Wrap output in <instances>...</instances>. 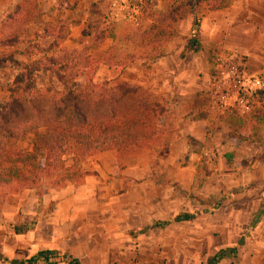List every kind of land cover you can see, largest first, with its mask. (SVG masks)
I'll return each instance as SVG.
<instances>
[{"label": "crops", "instance_id": "0c3cea01", "mask_svg": "<svg viewBox=\"0 0 264 264\" xmlns=\"http://www.w3.org/2000/svg\"><path fill=\"white\" fill-rule=\"evenodd\" d=\"M17 1L19 0H0V19ZM35 1L39 14L27 25L28 33L40 31L45 26L64 23L69 33L61 45L68 46L78 39L80 28L75 27L74 15L82 11L86 0ZM87 1L88 4L91 2ZM196 16L200 45L197 52L179 57L190 36L192 15L188 14L174 24L176 35L166 42L162 55L139 62V86L163 93L168 99L164 114L167 124L166 134L162 138L164 147L152 146L145 149L139 155V160L136 157L125 162L126 165L116 177H109L110 172L116 168L114 151H103L85 158L80 163L81 168L93 173L86 175L79 185L67 183L63 187L50 189V194L55 198L47 197L41 203H48L51 199L53 207L49 212L36 217L35 226H24L28 229L22 232L13 231L15 234H23V244L17 254L5 252L9 254V258H25L39 249H54L76 257L80 264H112L98 260L104 251L97 245H88L87 241L93 238L109 241L110 247L107 250L112 253L130 252L135 247L142 255L145 250L151 256L159 251L164 255L193 261L199 259L197 256L202 254V250H206V242L210 237L222 240L227 238V233L233 234L236 231L223 222L239 221L235 216L250 213L244 207H253L258 203V206L262 205L264 208V198L258 202L237 201L234 203L240 208L239 211L229 210L218 218L203 213V207L207 204L202 197L185 204L180 203L179 206L175 201H166L164 198L139 200L141 190L156 191L159 188L147 164L148 155L150 159L158 160L164 177L176 182L182 189H188L196 179L195 167L200 160L198 149L210 151L206 147H212L215 152L213 154L210 151L213 161L221 159L223 153L229 151L227 156L232 162L245 158L250 154V149H254L241 144L243 139L228 137V127L223 122L225 116H213L210 106L207 109L204 107L209 103L208 100L201 95L210 87L207 55L215 47L238 56L245 72L256 74L264 80V0H230L226 7L214 10L202 5ZM50 41V38L42 39L40 45ZM55 53L56 50H52L47 55ZM30 57L33 58L31 55ZM13 59L26 60V56L16 54ZM244 120L247 123L253 121L252 118ZM212 167L210 176L215 183L226 179L229 174L233 179L238 176L241 183L246 173L253 175L239 169L234 173L231 167L224 171ZM260 180L264 186V175ZM116 186L122 188L120 197L115 193ZM219 187L223 189L228 186L224 184ZM204 191L205 188L201 186L197 192L204 194ZM262 192L264 193V189ZM180 212L193 213V217L178 222L170 220ZM115 243L123 248L115 246ZM224 247L216 244L212 254ZM92 255L96 257L95 260ZM224 260L225 257L216 264H224ZM148 261L151 262L147 264H157L155 258H148ZM204 263L201 260L195 262Z\"/></svg>", "mask_w": 264, "mask_h": 264}, {"label": "trees", "instance_id": "16d2710c", "mask_svg": "<svg viewBox=\"0 0 264 264\" xmlns=\"http://www.w3.org/2000/svg\"><path fill=\"white\" fill-rule=\"evenodd\" d=\"M132 1L147 17L139 26L137 42L139 47L149 46L150 52L146 57L151 60L163 53L162 50L152 52L157 42L174 37L173 24L188 14L192 15L190 36L179 57L197 52L200 48L196 32L199 7L203 5L209 10L224 8L230 0ZM158 1H162L163 8L154 12L152 9ZM38 14L35 0H19L0 19L1 58L12 62L16 54H23L28 61L22 65L23 71L10 79L6 85L7 99L0 102V190L9 189L17 193L22 189H36L43 180H47L51 188L63 187L67 183L79 185L86 175L93 173L80 166L88 156L114 151L115 163L122 167L123 161L139 156L145 149L152 146L163 148L162 138L167 131L164 114L168 99L165 94L123 79L112 86L91 82L99 64L115 67L120 63L113 57L109 58L107 49L97 50L106 39L115 37L114 24L100 29L93 26L83 32L90 37V44L95 48V52H91L87 45L80 48L61 45L69 33L64 23L28 33L27 25ZM47 38L51 39L50 43L40 45V40ZM21 43L26 45L20 50L18 45ZM31 48L39 49V56L31 58ZM213 49L220 50L217 47ZM52 50L56 53L47 55ZM207 62L212 73V51L207 55ZM29 68L53 74L61 88L58 91L50 87L44 90L37 88ZM79 78H83V86L77 85ZM201 96L209 102L208 91ZM257 99L260 107L250 118L264 122V90L259 92ZM223 122L229 129V136L240 139L238 129L243 127L245 120L231 111ZM38 128L41 131L33 132L29 150L18 146L27 131ZM66 154H70L69 165L63 164ZM192 217L193 213L180 212L170 220L178 222ZM26 229L13 226L14 232ZM234 253V245L219 248L204 264H216ZM0 261L3 264H80L76 257L54 249H39L25 258H9L0 254Z\"/></svg>", "mask_w": 264, "mask_h": 264}, {"label": "rangeland", "instance_id": "374dc122", "mask_svg": "<svg viewBox=\"0 0 264 264\" xmlns=\"http://www.w3.org/2000/svg\"><path fill=\"white\" fill-rule=\"evenodd\" d=\"M111 1L112 0H91L88 4L86 0L85 6H82V11L79 13L80 15L78 13L74 15L75 27L80 28V30H78L80 35L78 39L74 40V42L70 43L68 46L80 48L82 45H87L91 52H95V48L90 44V37L83 35V32L93 26H96V29H100L114 24L115 37L113 39H106L97 50L103 51L107 49L109 58L113 57L112 59L120 63L115 67L99 64L91 82L112 86L118 80L123 79L131 84L139 85V62H143L142 59H147L146 54L150 52V48L149 46L139 47L137 35H139V26L144 24L143 22L147 20V17L143 16L139 11V6L135 5L132 0H116L114 6L111 5ZM162 8V1H158L157 5L154 6L152 10L155 12ZM172 28L174 29V24ZM166 42L167 41L157 42L156 48L152 49V52L156 53L159 50L164 51ZM19 48L21 50L24 46L22 44L18 45V49ZM216 52L218 51H212V62L214 53ZM30 53L33 58H36L39 56V49L31 48ZM2 56V48L0 47V102L7 99L6 85L9 83L10 79L17 73L23 71V64H28V61L24 59L8 62L7 60H3L1 58ZM29 70L32 72L31 75L37 88L44 90L50 87L54 91H58L61 88L53 74L49 75L43 69L29 68ZM209 74L211 85L214 80L213 68L212 73L209 71ZM83 82V78H79L76 81L79 86H83ZM204 107L207 109L209 103L205 104ZM258 107H260L259 103L254 106L250 114L242 116V118L248 120ZM252 120L251 122L248 121V123L245 122L243 127L238 129L240 139H243L240 143L245 144L247 148L254 147V149H250V154L245 158L242 157L232 162L231 158L227 156L229 155V151H225L221 159L213 161L212 155L207 158L203 155V150L201 151L198 149L200 160L195 167L196 179L188 189H182L176 182H171L170 179L164 177L158 160L150 159L148 155L146 161L154 174L159 188L156 191L141 190L139 192V200L145 198H164L166 201H175L176 205L179 206L180 203L185 204L188 201L192 202L194 198L202 197L204 203L207 204L203 207V210H205L203 213L217 216L218 218L229 210L239 211L240 208L237 207L234 202L245 201L248 203L250 201H262L264 198V193L262 192L264 186L261 184L260 178L264 175V124L254 122L256 121L255 118H252ZM34 131H41V129L38 128L27 131L24 138L18 142V146L22 149L29 150L31 147L30 140ZM226 131L229 132V129L227 128ZM228 137L231 138L229 134ZM247 138L249 141H246ZM230 142L231 141H229V143ZM206 148H209L210 151L212 150L213 154H215L212 147L207 146ZM137 157L139 160V156ZM63 158V164L69 165L70 154L64 155ZM132 159L123 161L122 167L115 164L116 168L110 172L109 177H116V175L120 173V170L126 165L125 162ZM212 166L220 171H224L228 167H231L234 173L239 169L244 172L248 171L253 173V175L246 173V178L244 177L241 183V181H238V176H235L236 178L233 179L231 174H229L230 176L226 179L217 180V183H215V180H211L210 176L213 168ZM224 184L228 187H223V189H221L219 186H224ZM201 186L205 188L204 194H199L197 192ZM229 186H231L232 189L229 190V188H231ZM215 187L217 189H213ZM50 189L55 188L48 187L47 180H43L36 189H22L17 193H12L9 189L0 190V254L10 257L7 253H18L17 250L23 244V234H15L13 232V226H35L36 217L40 214L49 212L53 207V200L51 199L48 203H41V200H46L47 197L52 199L55 198L53 194H50ZM115 191L116 195L118 194L119 197L123 193L122 188L119 186L115 187ZM219 204L222 206H219ZM263 209L262 205L258 206V203H256L253 207H244L246 212L250 211V213H246V216L240 214L235 216V219L237 218L239 221H235V223L231 222V220L223 222L236 231L233 234L227 233V238H223L222 240L210 237L206 242V250H202V254L197 256L199 259L197 258L198 260L193 261L189 258L181 260L176 256L161 254L159 251H156L155 254L151 256L148 250H145V254L142 255L139 251L135 250V247H133V250L130 252L112 253V251L107 250L110 247L109 241L106 242V240L92 238L87 242L88 245H97L104 251V254L99 256L98 260L101 259L103 262L108 261L112 264H147L151 262L148 261V258L151 259V257L157 260V264H195V262L200 260L201 263H204L206 259L212 255L213 248L216 244H220L221 247L235 246L234 255L225 257L224 264H264ZM182 211H185V209H182ZM222 211L223 213H221ZM201 242L203 245L204 240ZM115 246L119 247V244L115 243ZM119 248L122 249L123 247ZM91 257L94 258L95 256L92 255ZM95 258L93 260H95ZM0 264L3 263L0 261Z\"/></svg>", "mask_w": 264, "mask_h": 264}, {"label": "built area", "instance_id": "2783aa9c", "mask_svg": "<svg viewBox=\"0 0 264 264\" xmlns=\"http://www.w3.org/2000/svg\"><path fill=\"white\" fill-rule=\"evenodd\" d=\"M115 3L111 1L112 6ZM213 72L214 80L207 90L213 116L221 118L231 111L241 117L250 114L259 103L257 96L264 90V80L245 72L238 56L221 50L214 53ZM203 155L209 158L212 154L204 150Z\"/></svg>", "mask_w": 264, "mask_h": 264}]
</instances>
